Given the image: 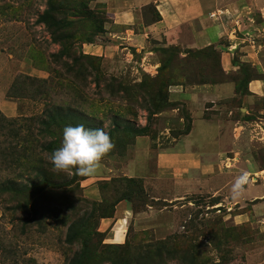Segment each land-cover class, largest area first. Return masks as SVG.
<instances>
[{"label": "rangeland", "instance_id": "obj_1", "mask_svg": "<svg viewBox=\"0 0 264 264\" xmlns=\"http://www.w3.org/2000/svg\"><path fill=\"white\" fill-rule=\"evenodd\" d=\"M50 4L60 10L56 22L74 24L62 34L78 42L54 40V24L41 20ZM110 24L107 0H0V144L15 149L4 157L10 168L0 158V264H69L85 253H93L91 264H264L263 100L248 103L242 116L248 123L235 128L238 111L229 117L223 110L218 118L205 107L194 113L172 99V92L185 88L228 83L245 94L244 71L254 73L248 64L240 67L236 54L233 62L241 69L220 73L219 50L211 46L182 49L152 40L150 54L142 55L109 41L107 30L116 29ZM163 63L173 76L165 98L174 104L154 110V83ZM239 101L225 104L236 108ZM49 105L62 108L64 116L67 110L79 112L87 128H104L114 144L97 174L61 172L65 178L55 183L63 187L53 188L75 189L68 194L81 200L79 215L95 213L92 241L67 244L71 222L53 218L43 194L26 199L20 187L22 193H1L9 179L33 186L35 173L18 178L14 162L25 142L31 148L20 166L40 158L50 163L43 149L60 147L41 124ZM115 122L120 130L111 134ZM189 122L191 130L184 134ZM126 126L146 135H125ZM127 179L143 188L130 201L122 200L129 193ZM149 252L152 260L141 261Z\"/></svg>", "mask_w": 264, "mask_h": 264}, {"label": "crops", "instance_id": "obj_2", "mask_svg": "<svg viewBox=\"0 0 264 264\" xmlns=\"http://www.w3.org/2000/svg\"><path fill=\"white\" fill-rule=\"evenodd\" d=\"M150 7L153 13L145 11ZM107 12L112 17L110 27L116 28L107 30L113 38L109 41L115 39L113 44H127L142 55L150 54L152 40L182 49L214 46L222 53L225 72L239 69L233 62L235 54L239 63L254 69L257 76L246 84L245 94L234 91L233 83L171 91L173 101H183L192 112L205 107L220 118L223 110L227 109L229 117L238 111L241 115L234 119L235 128H241L240 123H248L242 118L248 103L254 99L264 102V0H107ZM233 98L243 103L228 108L225 101ZM122 236L121 231L120 240Z\"/></svg>", "mask_w": 264, "mask_h": 264}, {"label": "trees", "instance_id": "obj_3", "mask_svg": "<svg viewBox=\"0 0 264 264\" xmlns=\"http://www.w3.org/2000/svg\"><path fill=\"white\" fill-rule=\"evenodd\" d=\"M49 11H47L45 13V15H43L41 17V20L46 23V24H54L52 26V34L54 36V40L56 42L59 43H66L67 45H70L71 43H75L78 41H73L74 40V35H71L69 33H67V36L63 35L62 32L64 30H66L67 28H71L74 24L72 21H67L65 20L62 23L60 22H56L55 20V16L54 14L59 13L60 10H58L54 4H50L49 5ZM152 9V7L147 8ZM88 21L91 22V20L87 19ZM96 27V32L99 34L105 33V30L103 29V27H97V25H94ZM74 28H72L70 31H72ZM82 30V29H80ZM90 40V39H88ZM73 41V42H72ZM91 43H93V41H91ZM214 50L217 49L214 46H211ZM175 48H179V47H175ZM66 52H69V48L66 47ZM221 51H218V69L220 71V73L224 74V71L222 69L221 66ZM87 58V57H85ZM91 58V57H89ZM236 63V62H235ZM241 66H245L243 64H240ZM169 67V65L164 64L160 67L159 69V74L157 76V78L155 79V90L157 92V96L153 97L152 99V108H154V110H159V108L162 105H167V106H172L174 103L171 101H169L167 98H165V92L170 93V87L171 85H173L171 83V80L173 79V76L171 74H166L165 71L167 70V68ZM239 67V69H241ZM248 67L252 70V72L254 73V76H252V74L248 71H244L245 73V82L246 84L253 79V77L257 76V74L254 72V69L251 68L250 65H248ZM205 84V83H204ZM246 86V85H245ZM118 90H123L125 92V90L123 89V87H118ZM237 91V90H236ZM116 92V91H115ZM246 92V90H245ZM126 93V92H125ZM43 94V93H41ZM127 94V93H126ZM171 95V93H170ZM63 109L60 107H56L53 105H49L48 108L45 109L44 111V115L46 117L45 120L41 121V124L46 128V130H44V132H46L48 135L52 136L53 138H55L57 140L58 143L61 144L62 141V130L65 126H76L75 122L76 121H71V119H76L77 121H79L80 119V123L85 124L84 123V119L81 118V116L79 115V112H72L67 110V112L65 113V116L63 115ZM62 115L64 117H62ZM186 119H190V115L185 117ZM39 119V118H38ZM9 123V122H8ZM10 124H13V121L10 122ZM85 127H89L86 124L84 125ZM120 126V122H115V126L113 128V130L111 131V134H114L115 132H118ZM192 126V124H191ZM191 126H190V122L188 123L185 133L184 134H189L190 130H191ZM55 128V129H54ZM12 129V128H11ZM17 130V129H16ZM21 130H18L17 135L19 134ZM122 132L125 133V135H132V136H145L146 134L144 133V129H134L132 127L126 126L122 129ZM43 132H41L42 134ZM29 145L27 144V142L24 143V145L21 148V151H19L22 154H19V157L14 161L18 168L21 170V173L17 176L18 178H23L25 173H28L29 175L31 173H35V182L34 179L31 181V185H33L32 187H27L25 185H21L18 186L17 185V181L16 180H6L4 183H2V189H1V193L2 194H12L15 192H20L22 193V191H20V188L24 189L26 192V196L25 198L27 199L29 197V195L31 194H43V201H44V207L47 209V211H50V213L52 214L53 218L57 219L63 216V219L61 220V222H65L66 220H69L70 225L68 227V232H67V236H66V243L69 245H75L78 244L79 242H82L84 240H88V241H92V236L96 235V233L93 230V221L94 224L95 223V213L93 212H86L84 213L82 216L79 215L80 213V209L78 207V204L81 203L80 199H75L73 196H70L68 194V192H75V189L70 188L68 191H54L53 188L55 187H63V184H57L55 183L56 180H62L65 177L62 176L61 172H56L53 170L51 163L45 162L43 160V158L38 160V163L33 164V163H26L20 166V158L24 157L26 155V153H29L30 151ZM59 148V147H58ZM10 149H12V154H15V149L10 145L8 148L6 147H2L0 144V155L2 157H0L3 162L5 163V166H9L10 168V164L8 161L4 160V157H8L10 154ZM57 149V148H56ZM52 145H48L47 147H45L43 149V153L49 154V156L51 155V153L53 152ZM18 154V153H16ZM28 156V155H27ZM29 157V156H28ZM75 173V172H74ZM75 176L74 178H72V180L70 182H74ZM127 181L128 185H129V193L128 195L124 196L122 200H126V201H130L131 198H137L138 195L141 194V192H143V188L140 187L139 185H137V182L139 181H135L134 179H127L125 180ZM65 182V181H64ZM38 183V185H36ZM70 185V184H69ZM55 186V187H54ZM67 186V185H66ZM20 187V188H19ZM53 189V190H50ZM142 189V190H141ZM141 197V196H140ZM118 202V201H117ZM26 209V207H24ZM39 213V211L36 213ZM111 216L108 215H103L100 218H110ZM151 253L149 252L148 254L144 255L141 257V261L144 260H152L151 257ZM92 255L93 253H85L84 255L78 256L76 259H73L69 264H91L92 261ZM111 264H116L114 261H111Z\"/></svg>", "mask_w": 264, "mask_h": 264}, {"label": "clouds", "instance_id": "obj_4", "mask_svg": "<svg viewBox=\"0 0 264 264\" xmlns=\"http://www.w3.org/2000/svg\"><path fill=\"white\" fill-rule=\"evenodd\" d=\"M114 144L104 128H87L83 124L65 126L59 148L50 157L52 168L56 172H70L75 169L77 175L91 177L100 169L102 159L113 149ZM243 177L238 178L236 185Z\"/></svg>", "mask_w": 264, "mask_h": 264}]
</instances>
